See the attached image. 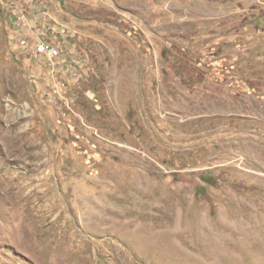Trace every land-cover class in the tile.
<instances>
[{"label": "rangeland", "instance_id": "rangeland-1", "mask_svg": "<svg viewBox=\"0 0 264 264\" xmlns=\"http://www.w3.org/2000/svg\"><path fill=\"white\" fill-rule=\"evenodd\" d=\"M9 1L0 264H264V0H49L81 55L52 98Z\"/></svg>", "mask_w": 264, "mask_h": 264}, {"label": "built area", "instance_id": "built-area-1", "mask_svg": "<svg viewBox=\"0 0 264 264\" xmlns=\"http://www.w3.org/2000/svg\"><path fill=\"white\" fill-rule=\"evenodd\" d=\"M51 3L49 0H10L7 11L19 53L27 64H32L33 70L40 72L37 76L48 82L52 98L61 97V90L66 86L61 77L76 76L81 55L72 24L57 16L51 10Z\"/></svg>", "mask_w": 264, "mask_h": 264}]
</instances>
